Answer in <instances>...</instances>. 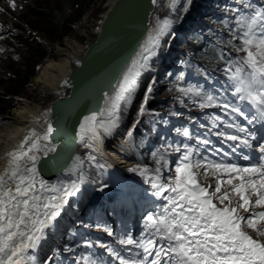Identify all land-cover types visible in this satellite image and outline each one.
I'll list each match as a JSON object with an SVG mask.
<instances>
[{
	"label": "snow or ice",
	"instance_id": "snow-or-ice-1",
	"mask_svg": "<svg viewBox=\"0 0 264 264\" xmlns=\"http://www.w3.org/2000/svg\"><path fill=\"white\" fill-rule=\"evenodd\" d=\"M7 2L13 10L17 9L15 0ZM244 7L251 9V5ZM236 23L228 44L237 56L228 60L225 68L235 102L225 94L215 95L203 89L180 90L192 97V103L200 109L220 108L223 115L209 116L211 127L203 136L194 135L187 127L176 128L177 134L195 140V145L167 144L164 154L156 159V167L130 169L147 178L152 196L161 203L143 217L138 237L127 234L116 238L126 254L108 249L118 264H264V135L258 137L238 119L243 118L247 125L264 124V7L239 15ZM158 38H153L154 45ZM148 59L145 56L132 61L123 73L115 96L109 98L107 123L99 122L104 110L84 117L80 125L82 141L88 133L97 141L99 129L107 134L119 125V105H131ZM152 92L149 84L137 109L138 117L148 111ZM244 105L254 110L251 115ZM45 124L42 134L31 131L16 151L8 153V165L0 174V264H34L31 253L55 228L69 198L84 182L82 174L69 184H50L42 177L41 154L56 153L59 147L52 142L58 128L47 120ZM221 125L231 131L213 133ZM210 134L222 138L221 144L232 142L228 145L231 153L254 150L258 158L252 162L251 155L240 152L249 163L231 162V153L213 145ZM196 145L208 149L212 156L222 153L223 158L201 155L203 149ZM170 153L177 154L175 161L166 158ZM90 159L95 161V157ZM76 163L83 167L79 157ZM105 231L113 235L110 229ZM85 246L91 248L92 244L85 241ZM84 264L104 262L85 257Z\"/></svg>",
	"mask_w": 264,
	"mask_h": 264
},
{
	"label": "rangeland",
	"instance_id": "rangeland-1",
	"mask_svg": "<svg viewBox=\"0 0 264 264\" xmlns=\"http://www.w3.org/2000/svg\"><path fill=\"white\" fill-rule=\"evenodd\" d=\"M69 1L15 0L18 7L13 10L7 0H0V9H3L0 12V37H2L0 49H3L0 51V130L5 124V117L12 113L20 99L29 97L33 102L48 106L57 98L66 96L70 89L69 85L63 88L59 96L54 93L32 96L31 81L51 57L52 48L56 43L76 34L78 41L86 46L93 42L98 32L87 28L89 32L83 34L78 24L83 18L91 15L92 28H96L100 24L98 22L103 20V16L112 7L108 4L109 0H73L74 6L71 8V1ZM198 3H201V12L204 15L192 18L190 16L193 6ZM86 5L90 7L84 15L70 23L65 21L68 17L77 16ZM245 5H251V9H260L264 7V0H157L150 28L164 18H169L175 28L165 53L161 55V62L157 63L153 75L150 74L146 80L142 98L136 105L131 123L125 132V140L121 144L124 150L134 154L131 159L134 162V168L156 167V161L149 162L148 153L152 156L156 153V159L160 154H157L152 146L162 155L167 144L188 142L195 145V140H186L177 134L176 128L187 127L194 135L203 136L211 127L209 116L223 115L220 108L200 109L197 104L192 103V97L180 91L182 88L203 89L215 95L225 94L229 100L235 102V98L231 96V88L228 86L225 68L226 62L237 56L228 41L231 39L233 29L237 27V17L241 14H249L251 11L245 8ZM235 9H239V12L234 11ZM36 27H46L52 34L58 36L65 28L70 27L71 31L62 38L56 36L57 38L53 39L45 30H39ZM31 56L32 61L26 63V59ZM32 72L35 74L32 75ZM14 80L25 81L23 90L17 95L7 94ZM3 81L7 83L1 84ZM149 84L153 92L147 105L148 111L145 115L138 117L137 109ZM15 89L18 90V87ZM111 94L112 92L109 97ZM7 97H10L9 102ZM8 104L11 105V109L2 113L1 110ZM244 107L249 108V115L254 111L250 106L244 105ZM137 119L139 123H135ZM242 123L247 125V121L243 118ZM201 124L205 127L201 128ZM221 130L231 131L224 129L223 125L212 131L214 133ZM253 130L256 131L255 128L250 127V131ZM158 138L162 142L161 145L157 144ZM208 138L216 147H222L224 151L231 153L228 145L232 142L221 144L222 138L214 134H210ZM196 147L203 149L200 145ZM240 152L245 150L241 149ZM240 152L231 153L230 160L245 165L248 162L242 159ZM116 155L110 156L118 160L119 157ZM201 155H208L210 159L216 160L223 158L222 153L212 156L208 149H203ZM249 155L252 157V162L256 161V156ZM166 158L175 161L177 154L170 153ZM95 162L99 166H96L99 173H103L109 166V162L103 155L96 156ZM127 175L125 177L128 180L125 182L129 183L127 186L121 183L102 184L96 189L86 204L76 212L74 221L59 235L60 244H55L51 248L52 253L43 264H84L85 257L103 261L104 264H118L108 254V249L112 248L120 251L122 255L126 254L125 249L115 242L116 238L127 234L138 237L142 231L143 217L157 206L151 203L147 195V198L142 196L144 193L136 184L144 182L145 185L150 186L147 178L132 171L131 178L136 179V183H131ZM113 194L117 195L116 200L104 199ZM106 228L112 231V236L108 235ZM73 236L78 239L77 245ZM85 241L91 242L92 247H86ZM101 244L107 247H101ZM54 247H63V251L55 252ZM53 251L54 256H52Z\"/></svg>",
	"mask_w": 264,
	"mask_h": 264
},
{
	"label": "bare ground",
	"instance_id": "bare-ground-1",
	"mask_svg": "<svg viewBox=\"0 0 264 264\" xmlns=\"http://www.w3.org/2000/svg\"><path fill=\"white\" fill-rule=\"evenodd\" d=\"M115 1L116 0H109L108 4L113 6ZM105 16H103V20ZM103 20L98 22V24H100L97 25L96 28H92L93 19L92 16L89 15L82 19V21L78 24V28L83 34L89 32L87 28H91L93 32L99 33ZM150 23L146 38L131 60V62L134 60H141L143 57L148 56L149 59L146 61L148 67L139 77L138 87L135 90L131 105L125 106L122 102L120 103L119 125L107 134L104 133L103 129H99L100 139L97 141H93L90 138L91 133L86 134L84 140L82 141L79 128L77 151L69 166L60 173L56 174L53 178H46L42 175V177L50 184H69L72 181H76L81 174L84 177V182L80 184L76 195L69 198L68 204L64 206L60 216L57 218L55 228L48 231L46 239L41 242L35 252L31 253V255L35 258L34 264H43L44 260L51 255V248L55 244H60L59 235L63 233V231L67 229L66 227L74 221L76 212L86 204L97 188H99L102 184L117 185L121 183L125 186L129 184L125 182L128 181L125 177L128 174L127 176L131 178L132 171H130V169L134 168V162H132L131 159H133L134 154L124 150L121 144H123V141L125 140V132L131 123L136 105L142 98L146 80H148L147 78L150 74L153 75L157 63L161 62L162 56L166 51L167 44L170 41L172 32L175 28L173 22L169 18H164L152 28H150ZM165 25H168V27L165 28ZM154 37H159L155 45L153 44ZM87 47L88 46L78 41L77 34L73 37L66 38L62 42L56 43L52 48L51 57L42 67L39 74L31 81V87L33 90L31 93L32 96L38 97L40 95H46L47 93H54V95L59 96L63 88L69 85V75L71 71L78 66ZM120 81L106 96L105 103L102 108V110H104V115L99 117V122L107 123L109 110L108 97L111 92L112 94L110 97L115 96ZM54 102L55 101L46 106L42 103L33 102L29 97L23 98L19 100L12 113L5 117V124L0 130V174L5 171L8 165V153L16 151L19 145L23 142L24 138L28 136L31 131L35 130L37 133L42 134L47 126L45 124L46 120L52 123L51 106ZM238 119L239 122L242 123V118ZM244 124L242 123V125ZM246 126H248L249 129L250 127L255 128L256 131H253L256 132L258 137L264 135V124ZM255 144L256 142L254 141L253 145L255 146ZM245 153L252 154V156H256L257 158L259 155L258 152L254 150L249 153L245 150ZM111 154H117L116 157H119V159L115 160L114 157L110 156ZM101 155H103V157L109 162L107 170L103 173H99L98 169L96 170V166H99L95 161L90 159V157H100ZM42 157L45 156L41 154V158ZM77 157L83 161L82 168H80L79 164L76 163ZM247 162L249 163V161ZM136 184L139 190L144 193L142 196L147 195L151 203L154 205H159L161 203L158 198L152 196V189L149 185H145L144 182H137Z\"/></svg>",
	"mask_w": 264,
	"mask_h": 264
},
{
	"label": "water",
	"instance_id": "water-1",
	"mask_svg": "<svg viewBox=\"0 0 264 264\" xmlns=\"http://www.w3.org/2000/svg\"><path fill=\"white\" fill-rule=\"evenodd\" d=\"M156 3L116 0L107 12L96 39L88 45L69 75L70 89L51 106L56 153L41 158L42 175L53 178L76 154L84 117L102 110L106 95L120 81L149 31Z\"/></svg>",
	"mask_w": 264,
	"mask_h": 264
},
{
	"label": "trees",
	"instance_id": "trees-1",
	"mask_svg": "<svg viewBox=\"0 0 264 264\" xmlns=\"http://www.w3.org/2000/svg\"><path fill=\"white\" fill-rule=\"evenodd\" d=\"M71 1V2H70ZM69 2H70V7L72 8V6H74V2H73V0H70ZM201 1H204V0H201ZM201 3H198V4H196L195 6H193V9H192V14H191V16L190 17H192V18H197V17H200V16H203L204 14L201 12L202 10H201ZM90 7V5H86L85 6V8L82 10V11H80L79 13H78V15L77 16H74V17H68V19L67 20H65L67 23H70V22H73V21H75L76 19H78V18H80L82 15H84V13L86 12V10L88 9ZM37 29H39V30H45L47 33H48V35L51 37V38H62V37H64L66 34H68L70 31H71V29H70V27H68V28H65V30L58 36V35H54V34H52L49 30L50 29H48V28H46V27H36ZM57 36V37H56ZM38 45H40V44H38ZM41 46V45H40ZM32 61V56H31V58H27L26 59V63H29V62H31ZM32 75H34L35 74V72H32L31 73ZM37 75V74H36ZM7 82L6 81H3V82H1V84H6ZM24 83H25V81H18V80H14V82L12 83V85L10 86V88H9V91H8V93L7 94H20L21 92H22V90H23V87H24ZM18 87V90H16L15 88H17ZM15 89V90H14ZM9 98L10 97H7V100H8V102H9ZM11 109V105L10 104H8L7 105V107L6 108H4L3 110H1L2 111V113H6V112H8L9 110ZM145 151V150H144ZM146 152V151H145ZM148 153V152H147ZM146 154V153H145ZM149 154V162H150V160H152V161H154V157L150 154V153H148ZM148 162V163H149ZM150 164V163H149ZM63 241V240H62Z\"/></svg>",
	"mask_w": 264,
	"mask_h": 264
}]
</instances>
